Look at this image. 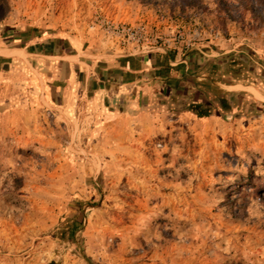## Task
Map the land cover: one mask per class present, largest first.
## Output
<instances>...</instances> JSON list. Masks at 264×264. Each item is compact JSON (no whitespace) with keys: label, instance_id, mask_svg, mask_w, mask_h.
Masks as SVG:
<instances>
[{"label":"rangeland","instance_id":"obj_1","mask_svg":"<svg viewBox=\"0 0 264 264\" xmlns=\"http://www.w3.org/2000/svg\"><path fill=\"white\" fill-rule=\"evenodd\" d=\"M7 10L13 35L48 27L89 66L231 51L188 66L180 89L119 102L86 73L68 87L35 56L0 61V264H264V0H0ZM202 96L229 107L199 117Z\"/></svg>","mask_w":264,"mask_h":264},{"label":"crops","instance_id":"obj_2","mask_svg":"<svg viewBox=\"0 0 264 264\" xmlns=\"http://www.w3.org/2000/svg\"><path fill=\"white\" fill-rule=\"evenodd\" d=\"M12 21L11 10H7L0 18V61L6 63L9 58L35 56L41 59L43 67L52 69V80L56 79V75H60L62 68H65L68 77L63 82H66L68 87L74 84L77 75L81 76L86 73L88 77L85 76L83 86L88 85L96 96H102L110 102H119L124 95L147 88L151 84L180 89L182 76L187 72L188 66L199 70L203 61L215 60L231 51V49L222 51L220 48H209L201 54L188 55L187 61L174 50L159 49L156 53L140 51L126 55L119 52V54L104 56L102 60H92L89 66L80 61L79 57L82 55L78 54L76 44L70 36L59 32L50 33L48 27L40 28V26L36 27L37 30H32L29 28L31 26H28L26 30H21L20 34L13 35ZM3 42L6 44L20 42V45L8 47L2 44ZM114 49L120 51L117 46ZM94 58L98 57L94 56ZM84 65L86 67L83 68ZM200 72V70L197 71V74ZM200 78L203 81L208 79L203 73ZM59 85L61 84L56 86ZM46 86H49L48 83Z\"/></svg>","mask_w":264,"mask_h":264},{"label":"trees","instance_id":"obj_3","mask_svg":"<svg viewBox=\"0 0 264 264\" xmlns=\"http://www.w3.org/2000/svg\"><path fill=\"white\" fill-rule=\"evenodd\" d=\"M191 70L188 69V71L182 76V82L183 81H187L188 79V73H190ZM207 100V96H202L200 98L201 101H199L200 104H198L197 106H195V110L194 113L196 115H198L199 117H203V116H208L209 112H208V108H203L204 110H201V106L204 107H210L213 105H216L218 108H220L221 110H225L229 107V105L227 104V102L224 99H221L219 97H215L213 100L210 101H206ZM206 103V104H204Z\"/></svg>","mask_w":264,"mask_h":264},{"label":"built area","instance_id":"obj_4","mask_svg":"<svg viewBox=\"0 0 264 264\" xmlns=\"http://www.w3.org/2000/svg\"><path fill=\"white\" fill-rule=\"evenodd\" d=\"M109 30L115 31L118 34L124 36L128 41L135 42V43H142L146 40L144 36V30L141 27L137 28H126V27H114V26H107Z\"/></svg>","mask_w":264,"mask_h":264}]
</instances>
